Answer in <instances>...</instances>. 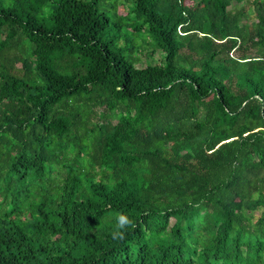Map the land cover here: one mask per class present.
<instances>
[{"label": "trees", "instance_id": "trees-1", "mask_svg": "<svg viewBox=\"0 0 264 264\" xmlns=\"http://www.w3.org/2000/svg\"><path fill=\"white\" fill-rule=\"evenodd\" d=\"M0 264H264V0H0Z\"/></svg>", "mask_w": 264, "mask_h": 264}, {"label": "clouds", "instance_id": "clouds-1", "mask_svg": "<svg viewBox=\"0 0 264 264\" xmlns=\"http://www.w3.org/2000/svg\"><path fill=\"white\" fill-rule=\"evenodd\" d=\"M118 224L116 229L111 233L112 239L114 240H123L124 239V229L129 227L132 224V221L128 218L127 215L121 213L117 216Z\"/></svg>", "mask_w": 264, "mask_h": 264}]
</instances>
